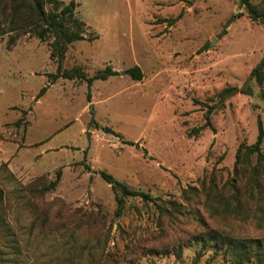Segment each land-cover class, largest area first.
I'll return each instance as SVG.
<instances>
[{
    "label": "rangeland",
    "instance_id": "1",
    "mask_svg": "<svg viewBox=\"0 0 264 264\" xmlns=\"http://www.w3.org/2000/svg\"><path fill=\"white\" fill-rule=\"evenodd\" d=\"M74 1L87 39L67 46L62 67L118 74L95 80L90 101L85 81L62 78L36 98L56 71L51 38L22 34L11 49L0 38V264H192L198 255L197 264H237L194 236L260 239L264 201L234 216L182 190L212 170L232 177L238 145L255 141L258 121L264 128L263 81L226 99L212 128L191 132L205 123L204 103L243 85L264 56V24L238 0ZM134 65L140 80L126 72ZM58 169L54 189L32 194ZM101 170L154 200L124 197L117 213Z\"/></svg>",
    "mask_w": 264,
    "mask_h": 264
},
{
    "label": "trees",
    "instance_id": "2",
    "mask_svg": "<svg viewBox=\"0 0 264 264\" xmlns=\"http://www.w3.org/2000/svg\"><path fill=\"white\" fill-rule=\"evenodd\" d=\"M238 3L245 8L251 20L264 24V9L250 0H238ZM76 5L74 0L67 3H64L63 0H0V38L4 35L8 36L5 43L7 49H11L22 34L35 36L40 41L51 38L48 42L49 58L55 62L56 71L46 74L47 84L39 90L36 98L42 96L49 85L62 78L85 81L87 85L86 99L90 101V87L95 80H106L118 74L110 65L96 71L91 76L85 75L79 68L64 69L62 67L67 46L74 41L87 39L84 35L85 23L75 15ZM178 18L179 16L169 19L168 25H172ZM126 72L135 80H140L143 77L138 65L128 68ZM263 81L264 56L250 70L243 85L240 87L226 86L217 94L216 102L204 103L203 106L206 108L205 123L193 128L192 134H197L205 127L212 128L210 115L222 108L226 99L239 93L252 95L251 82L260 87ZM23 113L25 114V111ZM15 124L17 125L18 121ZM263 139L264 128L262 123L258 121V134L255 141L250 144L241 142L236 149L232 177L222 182L217 172L212 170L209 175L202 179L199 187L190 186L183 189L182 198L189 201L192 195L195 197L202 196L204 206L234 216L248 214L250 205L253 203L260 206L264 201V154L261 149ZM128 143L135 144L131 141ZM144 152L146 153V151ZM253 159H255V164L250 165ZM100 176L111 186L117 203V213L121 212L123 208L124 197L137 196L144 201L154 200L148 193L133 189L126 183L115 180L103 170L100 171ZM60 177L61 170L58 169L54 179L40 186L32 187V194L40 195L54 189ZM194 241L200 242L203 249L211 247L215 251L223 250L229 254L230 260L237 264H264V237L260 239L235 238L206 230L205 233L194 236ZM198 256L193 259L192 264H197Z\"/></svg>",
    "mask_w": 264,
    "mask_h": 264
},
{
    "label": "water",
    "instance_id": "3",
    "mask_svg": "<svg viewBox=\"0 0 264 264\" xmlns=\"http://www.w3.org/2000/svg\"><path fill=\"white\" fill-rule=\"evenodd\" d=\"M104 131L105 132H112L110 129H108V128H104Z\"/></svg>",
    "mask_w": 264,
    "mask_h": 264
}]
</instances>
